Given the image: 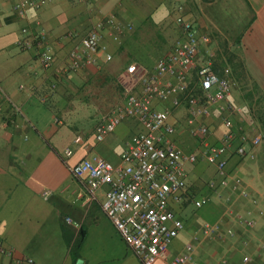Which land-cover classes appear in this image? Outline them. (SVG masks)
Segmentation results:
<instances>
[{"label":"crops","instance_id":"obj_1","mask_svg":"<svg viewBox=\"0 0 264 264\" xmlns=\"http://www.w3.org/2000/svg\"><path fill=\"white\" fill-rule=\"evenodd\" d=\"M14 1L0 0V67H7L0 80L5 91H0V240L38 264H74L70 245L83 228L85 238L76 264H143L101 209L107 185H101L90 198L87 181L73 177L69 167L92 155L118 164L127 141L142 129L135 118L126 117L102 140L94 138L100 115L122 101L120 77L125 66L135 62L149 71L172 49L179 37L174 22L179 4L183 14L209 34L215 70L220 72L224 65L230 68L234 87L229 99L233 100L237 89L242 98L250 99L252 110L257 103L264 109V0H47L39 8H28L24 17L14 11ZM110 15L132 27L116 30L107 21ZM98 22L101 50L95 61L78 71L57 72L66 63L71 45ZM23 26L32 31L38 26L44 29L53 53L49 67L39 64L33 48L14 46ZM106 53L111 55L108 60ZM15 79L20 80L17 85ZM164 79L174 81L168 75ZM85 92L93 100L86 106L89 127L57 118L59 113H80L84 106L80 94ZM182 104L186 107L185 101ZM153 106L171 108L169 121L176 126L173 137L181 148H198L199 141L186 128L178 129L179 106L171 107L169 99L154 100ZM221 115L213 108L212 116L203 119L210 129V143H218L225 130ZM229 117L233 126L245 128L236 122L238 113ZM76 136H80L77 143L73 142ZM66 147L72 149L68 156L63 153ZM245 147L252 148L249 143ZM253 150L262 163L231 155L227 165L229 173L242 177L246 194L228 185L215 194L205 186L192 195L188 192L182 203L170 204L183 221L169 246L171 253L182 251L192 240L199 264H214L216 255L225 256L227 264H259L255 257L244 261V255L256 253L257 242H264V140ZM207 165L214 169L212 178L218 180L214 166ZM198 170L195 167L187 175V190L196 186ZM192 197L207 200L195 207ZM226 205L234 213L253 218V226L223 214ZM215 220L221 224V237L198 234L203 221ZM0 264H8L6 257L0 256ZM153 264L170 263L158 258Z\"/></svg>","mask_w":264,"mask_h":264},{"label":"built area","instance_id":"obj_2","mask_svg":"<svg viewBox=\"0 0 264 264\" xmlns=\"http://www.w3.org/2000/svg\"><path fill=\"white\" fill-rule=\"evenodd\" d=\"M46 2L15 0L12 7L18 16L24 17L28 8H39ZM107 21L118 31L132 27L130 23L119 24L114 15H110ZM174 22L179 29V37L172 49L158 58L149 71L129 62L120 77L121 103L101 114L96 123L94 138L98 141L114 131L123 118L133 117L141 125L142 129L131 136L120 153L119 163L113 165L101 156L92 155L69 167L73 177L87 181L90 198L101 185H107L101 209L143 264H153L158 258L167 259L170 264H199L192 240L185 243L182 251L171 253L169 250L172 239L183 228L182 219L170 204L182 203L186 199L189 194L186 177L201 160L213 165L220 177L208 180V190L218 194L222 187L228 185L232 191L246 194L242 177L227 171L228 161L231 155L254 160L253 148L264 140V128L254 124L247 128L233 126L229 116L239 113L241 107L229 99L234 87L230 68L224 65L220 72L215 70L209 34L201 32L196 23L183 14L180 4L175 8ZM100 27L101 23H96L71 45L66 63L57 67V72L78 71L95 61L101 50ZM20 32L22 37L15 39L14 46L33 48L39 64L49 67L53 53L44 29L38 26L32 31L23 26ZM113 38L116 39L117 34H113ZM110 58L111 55L106 53L105 59ZM166 75L173 77L174 81L164 79ZM136 85L139 86L138 91L134 90ZM168 99L171 107L185 101L184 126L199 141L197 149L184 150L175 142L176 126L169 121L170 107L160 109L153 106L154 100L165 102ZM213 108L222 114L221 122L225 128L218 143L207 140L210 129L203 121L212 116ZM79 140L80 136H76L73 142ZM246 143L251 145L250 150L245 147ZM63 153L68 156L72 149L66 147ZM206 200L205 197H192L191 201L199 207ZM223 214H231L235 220L248 227L253 226V218L234 213L229 205L225 206ZM198 234L221 237V224L217 220L203 221ZM0 256L6 257L8 264H38L31 256L17 254L14 247L2 240ZM254 257L258 258L259 264H264V242H257L256 253L245 254L244 261H252ZM213 263L227 264V258L216 255Z\"/></svg>","mask_w":264,"mask_h":264},{"label":"rangeland","instance_id":"obj_3","mask_svg":"<svg viewBox=\"0 0 264 264\" xmlns=\"http://www.w3.org/2000/svg\"><path fill=\"white\" fill-rule=\"evenodd\" d=\"M160 45H162L161 42H160ZM6 71H7V67L6 66H5V68L3 70H2V67H0V80L2 79L3 76H5L4 74H5ZM15 80H16L15 81V85H17L20 82V80L19 79H15ZM236 91L234 93V98H233L232 101H233L234 104H237L238 106L241 107V111L238 113L239 114V117H237L236 122L239 125L244 126L245 128H247L248 126H250L252 124L257 125V126H259L261 128H264V109H261L258 106V103H257V104H255L253 106V110H252V108L248 106L249 105V102H250V99L242 98L240 96V92L241 91L240 90H237V89H236ZM1 92L2 93L5 92L3 88L1 89ZM80 95H81V97L79 99L80 100V103L83 102L82 105H84L82 107V109H80V113H75V112H72V113H59L57 115V118L59 117L64 122H67V123H69L71 125H74V126H83L85 128L86 126L87 127L90 126L89 122L86 120L87 114L90 113V110L89 109H86V106H88L93 100L91 99V96L88 95L87 92H85V94H80ZM84 95H85V97H83ZM262 103H264V100H263ZM185 108L186 107H185L184 104L180 105L179 108H178V109H180L178 111V114L182 115L179 118L180 126L178 127V129H180L182 131L185 128L184 121H183V119H184L183 116L186 114L185 113V110H186ZM258 108H260V110H258ZM73 111H75V110H73ZM262 143H263V141L261 142V144ZM65 144H67L70 147L73 145V144H71L70 141H65ZM261 144H260V146H261ZM255 154H256L255 159L254 160H250V162L251 161H252V163L257 162L258 164L259 163H262V160H261V158H259L257 152ZM207 164H208L207 162L201 160L195 166L196 169H199L198 170V173H200V174H199V176H197V180L195 181L196 182L195 183L196 186L191 191L188 189V192L191 193V195L196 190H198V188L205 187L207 180L209 178H212V176L214 175V169L212 167L208 166ZM79 261L80 260H77L78 263H79Z\"/></svg>","mask_w":264,"mask_h":264},{"label":"trees","instance_id":"obj_4","mask_svg":"<svg viewBox=\"0 0 264 264\" xmlns=\"http://www.w3.org/2000/svg\"><path fill=\"white\" fill-rule=\"evenodd\" d=\"M236 140V138L234 139ZM207 184V183H206ZM85 238V230L81 228L70 245V251L74 264L79 259V250Z\"/></svg>","mask_w":264,"mask_h":264}]
</instances>
